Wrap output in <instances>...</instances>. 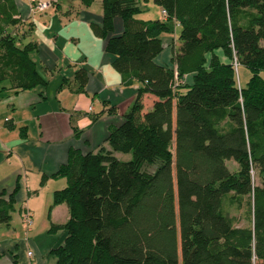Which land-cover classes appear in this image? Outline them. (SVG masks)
I'll return each instance as SVG.
<instances>
[{
    "label": "trees",
    "instance_id": "obj_1",
    "mask_svg": "<svg viewBox=\"0 0 264 264\" xmlns=\"http://www.w3.org/2000/svg\"><path fill=\"white\" fill-rule=\"evenodd\" d=\"M153 2L166 20L137 18L138 0H101V22L91 24L122 80L140 85L108 148L72 149L58 168L67 185L51 205L65 203L69 217L65 241L50 252L57 264H264V0ZM16 14L14 0H0V84L14 92L46 84L30 57L35 42L10 33ZM171 19L180 24L174 68L155 61ZM234 60L251 73L245 87ZM76 76L85 84L84 69ZM146 93L156 100L142 113ZM15 190H0V225Z\"/></svg>",
    "mask_w": 264,
    "mask_h": 264
},
{
    "label": "crops",
    "instance_id": "obj_2",
    "mask_svg": "<svg viewBox=\"0 0 264 264\" xmlns=\"http://www.w3.org/2000/svg\"><path fill=\"white\" fill-rule=\"evenodd\" d=\"M42 1L47 2L48 6L55 4L53 0ZM138 1L142 11L136 15L137 18L166 20L158 5L159 16L152 19L142 18L141 14L146 8L140 0ZM14 4L17 11L15 17H18L20 22L19 27L28 24L29 30H32L33 22L29 21L27 16L28 5L18 0H14ZM101 16L102 11L100 14L86 17L92 42L97 45V52H93L96 56L90 65L91 71L75 64L64 66L60 56L52 48H45L46 45L32 40L36 46L30 54H33L31 59L37 71L40 73L38 64L40 68L50 73L49 75L55 76L54 82L50 84V80L46 78L44 86L16 92L10 89L6 81L0 84V190L4 189L7 194L16 185L13 199L14 204L19 205V213L26 209L32 217L38 209L49 205L47 220L56 224L65 223L69 217L67 205L65 203L51 205L53 192L67 185L66 178L56 174L58 168L67 162L72 149L86 153L96 152L103 146L108 148L106 138L109 130L122 122L124 114L135 99L140 83L135 79L131 82L122 80L120 73L112 66V57L104 55L107 53L105 38L92 32L91 24H100ZM168 24L173 25L170 26V31L160 34L163 49L155 61L160 65L174 68V52L180 45L178 38L180 24L175 19H171ZM122 30V20L115 18L112 34H120ZM27 33L25 31L21 35L23 41ZM215 53L221 61H228L221 50H215ZM84 59L87 63L88 57ZM74 65L76 68H72ZM238 66L244 68L241 79L240 73L238 78L237 71L238 85L242 88L246 86L251 73L246 66L242 64ZM81 69L87 73L83 85L76 76V72ZM191 82L192 74H186L182 83ZM155 100V96L143 94L142 113L150 109ZM73 128L79 131L78 135H75ZM228 162L235 164L233 170L231 167L228 168L236 171L238 164L234 160H227L226 163ZM30 231L31 226L27 233L25 231V235ZM14 245H16L14 239L0 237V264L44 263L42 256L37 253L36 248H31L29 243L28 246L25 244L26 251L31 248L33 257H28L23 250L19 253L17 250L14 251Z\"/></svg>",
    "mask_w": 264,
    "mask_h": 264
},
{
    "label": "rangeland",
    "instance_id": "obj_3",
    "mask_svg": "<svg viewBox=\"0 0 264 264\" xmlns=\"http://www.w3.org/2000/svg\"><path fill=\"white\" fill-rule=\"evenodd\" d=\"M18 1L25 5H29L28 0ZM140 1L144 8H146L141 14L142 18L152 19L159 16V7H157L153 0ZM53 2L55 3L54 5H49L42 12L30 13L28 11V20L33 22L32 30H29L28 24H23L22 28L18 25L13 29L10 28V30L12 29L10 33L19 39L18 37H21V35L27 31L28 33L25 40H36L38 43L46 45L45 48H52L53 51L60 56L64 66L75 64L78 67H85L88 71H91L90 65L94 62V57L96 55H94L93 52H97V45H94L92 42V34L86 22V17L100 14L102 11L101 0H95L90 7H85L80 4V0H53ZM172 25L173 24H170L169 26ZM8 29L9 27L6 31H9ZM52 39L56 40L52 41ZM50 41L53 43H49ZM104 55L110 58L112 57V59L114 58V54L110 52ZM30 56L33 58V54H30ZM84 57H88L87 63ZM75 65L72 66V68H76ZM37 67L44 79L47 78L50 80V84L54 82L55 76L49 75L50 73L40 68L38 64ZM236 71H238V78L240 73L241 79L244 68L238 66ZM144 103L146 105L145 101ZM116 155L121 160H128L131 157L130 153H116ZM226 164L228 167H231V170L235 167V164L231 162ZM156 166L157 164L147 163L143 168L152 171ZM253 176L254 181L258 182L256 173H254ZM13 206L14 210L11 212L8 224L0 225V237L14 239L16 243V245H14V251L17 250L18 253L21 250L25 252L26 245L28 246L29 243V246L31 248H36L37 253L44 259V263L39 262L38 264H57L50 250L61 245L65 241L67 232L62 226V223L56 224L47 220L48 208L50 206L43 207L41 210L38 209V212L32 215L31 231L27 235H25V226L21 219V213H19V205L15 203ZM241 212V210H238L234 213L240 214ZM31 248L30 250L32 252ZM31 257H33V255Z\"/></svg>",
    "mask_w": 264,
    "mask_h": 264
},
{
    "label": "built area",
    "instance_id": "obj_4",
    "mask_svg": "<svg viewBox=\"0 0 264 264\" xmlns=\"http://www.w3.org/2000/svg\"><path fill=\"white\" fill-rule=\"evenodd\" d=\"M29 5H28V10L30 13H34V12H42L47 6L48 3L42 0H28ZM163 15H166V11L162 10ZM235 68H237L238 63L234 60L233 61ZM8 119H5V121ZM21 219L22 222L25 226V231L26 233L30 230V226L32 223L31 220V215L30 213L25 209L24 211L21 212ZM26 255L28 257L32 256V252L30 250L26 251Z\"/></svg>",
    "mask_w": 264,
    "mask_h": 264
}]
</instances>
